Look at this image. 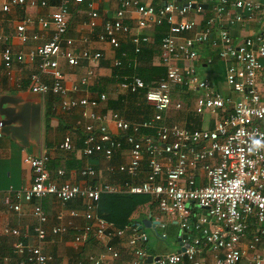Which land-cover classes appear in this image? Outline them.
Wrapping results in <instances>:
<instances>
[{
    "label": "built area",
    "instance_id": "2783aa9c",
    "mask_svg": "<svg viewBox=\"0 0 264 264\" xmlns=\"http://www.w3.org/2000/svg\"><path fill=\"white\" fill-rule=\"evenodd\" d=\"M115 1L118 7L113 17L100 25L97 0H0V79L3 75L12 79L14 65L30 63L35 71L28 75V90L40 96H56L54 108L62 113L78 111L75 126L82 132L80 151L84 157L98 156L111 162L119 153L127 155V162L116 167L124 180L121 184H109L92 183L98 172L90 166L79 171L82 179L79 183L62 180L63 170L56 172L60 181H55L47 169L50 160L47 153L37 157L25 153L22 163L30 167L32 182L25 189L9 188L2 205L19 214L22 202L31 204L34 242L27 241L20 230L4 227L2 236L13 238L14 242L5 250L0 240V264H51L52 256L44 251V245L53 243L55 237L68 235L70 230H79L71 241L75 249L92 238L108 255L89 256L75 264H118L122 251L120 244L113 243L115 240L125 243L127 258L121 264H148L145 262L150 256L146 249L148 237L135 222L119 229L96 216L95 203L102 194L150 196L164 218L158 222L163 239L169 222L176 223L180 248L184 251L158 256L150 264H241L244 259L249 264H264V250H260L264 243V65L261 63L264 28L238 45L233 43L229 31L237 23L264 17L263 5L258 0H205L212 16L205 28L197 32L198 24L183 18L190 12L197 15L206 12L198 2L170 0L154 8L140 0ZM17 9L23 14L15 24L14 36L21 45L29 41L28 28L32 25L50 31L46 38L38 34L31 36L38 43L27 51L13 49L11 38L4 32L3 22ZM28 9L51 11L32 18L27 15ZM129 9L138 15L139 30L148 25L168 26L159 43L165 76L151 86H146L138 76L124 77L114 88L116 95H142L152 108V117L138 123L127 121L118 112L100 110L101 104H107L106 93L79 96L82 88L88 87L96 77L91 69L68 89L59 64L62 60L68 67L78 68L82 63L102 60L103 53L91 48L99 43L108 45L115 53L112 68L122 67L127 56L122 53L117 57L116 53L121 48L120 37L126 38L131 33L126 24ZM231 11L234 13L230 14ZM70 12L85 16L81 27L85 33L77 39L68 35ZM222 16L226 17V24L217 35L218 58L227 62L225 83L236 99L198 77L194 68L199 59L195 48L209 42L213 46L218 44L212 40L213 19ZM148 42L146 36L132 35L134 54H139ZM127 61L134 64L135 58ZM13 83L21 88V82ZM176 90L200 93L194 99L192 112L210 113L212 128L186 129L167 123L169 112L183 110L181 102L173 101ZM142 91L145 92L141 94ZM108 122L113 124L115 134L108 130ZM142 130L154 134L144 135ZM57 149L70 153L76 146L71 136L66 135ZM143 162L147 172L141 180ZM112 170L110 167L109 171ZM47 197L63 209L76 202L81 204V209L61 210L50 224L41 204ZM143 208L149 209L148 205ZM195 209H202L205 214L198 215ZM79 219L84 221L81 227L76 225ZM183 234L186 238H182ZM205 249L211 252L210 258L203 256Z\"/></svg>",
    "mask_w": 264,
    "mask_h": 264
},
{
    "label": "crops",
    "instance_id": "0c3cea01",
    "mask_svg": "<svg viewBox=\"0 0 264 264\" xmlns=\"http://www.w3.org/2000/svg\"><path fill=\"white\" fill-rule=\"evenodd\" d=\"M170 0H140L142 4L150 5L154 8H158ZM187 1V0H186ZM193 2H198L201 5H206L205 13L200 15L195 14L194 12H190L186 15L183 20H193L198 24L197 32L201 31L205 28L206 18L208 16H212L209 11V6L205 0H192ZM264 7V0H258ZM50 4L53 5L54 1H50ZM96 6L99 12V21L98 24H103L105 21L110 20L114 12L118 7V3L115 0H97ZM84 7H81V11L83 13ZM51 10H42V9H28L27 15L35 18L42 14H48ZM85 13V10H84ZM234 13L233 11L230 14ZM23 12L19 9L13 10L11 14H9L5 21L3 22L4 32L9 35L11 38V46L13 49L23 51H27L33 46H35L38 42L33 41L31 36L38 34L42 35L45 38L48 37V33L50 31H41L37 25H32L28 28V35L30 36L29 41L25 45H21L18 40L14 36L15 24L22 17ZM73 15V12H70V16ZM84 15V14H83ZM126 24L131 28V33L126 36V38L120 37L121 47L122 45H126V49L131 51L133 48L131 45V37L134 34H139L141 36H146L149 39V42L144 46L153 48V55L151 56L152 63L155 67H162L159 59V42L164 34L167 31H160L159 26H151L144 30H139L136 27V20L138 18L137 13L133 9H129L126 13ZM226 17L222 16L220 19H213V27H212V40L217 41L218 44L213 46L210 42L204 45H198L195 49L198 53V61L194 64V68L196 73H200V78L208 80L214 88L221 92L224 95H230L234 99L237 96L230 91L228 86L225 83V69L227 62L222 61L218 58V52L220 50L219 41L217 38L218 31L220 27L226 24ZM76 22V21H75ZM71 21L69 19V32L68 35H71L72 26ZM82 25L77 24L73 30V33H76V38L78 35L84 34ZM158 28V29H157ZM264 28V17L259 16L254 21H244L242 23H237L229 28L230 34L232 36V41L235 45L240 44L245 39L252 38L257 35ZM157 36H161L160 40H156ZM94 38V37H93ZM81 45L77 44V47L80 48ZM142 47V48H143ZM96 50L99 49L103 53L102 60L98 62L91 63H82L79 68H71L67 66V64H62V72L64 74V84L70 89L74 84H76L81 77H83L88 69H91L95 74V79H92L89 82V86L82 88V91L79 96L86 95L88 97H94L98 93H106L107 94V104H101L100 110L103 111H112L118 112L124 119L130 122H142L152 117L153 110L147 105L144 101L142 95H134V94H118L116 95L114 92L115 86L113 88L110 87L113 83L110 78L112 75V66L111 62L115 53L110 49V47L106 44L94 43L91 47ZM142 51V49H141ZM147 51V50H146ZM145 51V54L148 52ZM129 54H126V56ZM136 58V57H135ZM208 61H210L208 63ZM261 63L264 65V59H261ZM60 64V62H59ZM184 66V65H182ZM35 71V67L30 65V63L26 62L24 65H14L12 69V79H8L5 75H3L0 79V109L6 110L11 107L15 108L16 111H20L23 108L34 107L36 105H40L41 112V120H40V128L38 133H28L26 135V144L27 146H22V143L11 137L10 135H2L0 137V240L4 242L5 250L9 249L10 244L14 242L13 238H4L1 234V231L4 227L9 226L11 228H16L20 230L22 235H26V240L29 242H34L32 236V227L34 225V220L31 215L32 206L31 204H27L25 202L21 203V212L19 214L14 213L12 211H8L2 205L3 198L7 195V191L9 188L14 190L25 189L30 186L32 182V173L29 166L22 163V158L25 153L31 154L34 157L39 156L41 153L45 152L50 157L49 162L47 163V169L50 172L52 178L56 179V172L59 170H63L65 172V176L62 180L70 181L73 183H79L82 179L79 176V171L86 166H90L98 172V176L96 179H93L92 183H109V184H121L124 180L123 175H119L116 171V167L119 164L127 162V155L125 153H119L114 156L111 162H106L104 159L98 156H93L95 158L90 159L89 157H84L81 154L80 148H78V142L81 139V136L78 134L79 131L76 129L75 123L78 120L79 113L78 111H70L68 113L60 112L56 107L54 108L57 101L52 102L53 104L51 108L53 109V116L49 120V129L46 131V126L44 124V112L46 108L49 106V101L51 100V95L40 96L31 93L28 90V75ZM13 81L21 82V88L18 89L14 86ZM264 84V77L262 78ZM97 87H103V90L99 92L95 90ZM200 93L194 92L189 93L187 90H176L174 92L173 97L178 99H183L186 107L191 104V108L183 112H175L171 111L167 115V123L169 124H177L180 127L186 129H210L213 127V117L210 113L206 112L204 114L196 115L192 112V105L195 97L199 96ZM78 96V95H77ZM5 97L15 98L18 102L12 104L10 100H5ZM124 97L123 108L120 111L111 110L108 107V102L117 101L119 98ZM174 99V98H173ZM57 100V99H56ZM2 103V106H1ZM172 114V115H171ZM108 130L115 134L116 130L112 123L108 122L107 124ZM81 130V129H80ZM66 135H70L74 145L76 146V150L70 153H65L57 149L58 145L62 142L63 138ZM149 135V134H144ZM62 164V166H61ZM79 164V165H77ZM79 167V168H78ZM112 168V171H109V168ZM69 168V169H68ZM142 174L140 175V179L143 180L144 173L147 172L146 163H142ZM60 181V180H58ZM42 207L46 215L50 219V224L54 223V217L61 211L65 209L74 208L77 210L81 209V204L71 203L66 205L65 209H63L59 204H57L53 198L47 197L41 201ZM144 210V208L138 209L132 216L133 222L137 225L146 220L148 217L153 219L155 222H159V220H164L157 209L152 212H144L148 211ZM195 213L198 215L205 214V211L202 209H195ZM67 221V218H65ZM76 225L81 227L84 223L83 219H79L76 221ZM175 222H169L166 226V230H168L169 234L175 235L178 230ZM79 230H70L68 235L62 237H53V243H49L44 245L43 249L46 253L52 256L51 264H75L78 261H86V259H79L78 255L82 251L83 245L78 249L72 244V239ZM177 235V234H176ZM97 242V241H96ZM177 242V250L180 248V243L178 238L176 237ZM114 244H120L119 248L121 252V260L120 262H126V250L124 241L115 240ZM99 248L104 247L96 243ZM264 245V243H262ZM69 246L71 250L64 252V248ZM149 248L146 244V249ZM264 250V246L261 248ZM171 252L173 254L175 252ZM148 252V251H147ZM106 253H101V255H106ZM150 256H155L153 253H148ZM211 252L205 249L203 251V256L210 258ZM108 257V255H106ZM58 261H57V260ZM117 262L118 264H121ZM185 264V263H183ZM241 264H249L248 259H244Z\"/></svg>",
    "mask_w": 264,
    "mask_h": 264
},
{
    "label": "trees",
    "instance_id": "16d2710c",
    "mask_svg": "<svg viewBox=\"0 0 264 264\" xmlns=\"http://www.w3.org/2000/svg\"><path fill=\"white\" fill-rule=\"evenodd\" d=\"M210 10V7H209ZM211 16L206 18V21L210 20ZM159 28L160 31H167L168 26L166 24H162ZM157 28V29H158ZM165 30V31H164ZM161 36H157L156 40H160ZM160 43V42H159ZM148 52H147V51ZM145 51L147 52L145 54ZM153 48L150 46H144L142 51L135 55L133 48L131 51L126 49V45H122L119 51H117L116 56L121 57L122 53L129 54L126 57V61H123V65L120 68H113L112 75H111V82L119 83L122 81L124 77H133L138 76L142 79V81L146 84V86H151L153 82L156 80L163 78L165 76V68L162 67H155L152 63L151 56L153 55ZM136 57V58H135ZM135 58V63L129 64L127 60H132ZM95 90L101 92L103 87H97ZM145 91H142L143 94ZM51 100L49 101V106L46 108L44 112V124L46 126V131L49 129V120L53 116V109L51 108L50 104L52 102L57 101L56 96L52 94ZM124 97L119 98L117 101H110L108 102V107L114 111H120L123 108ZM79 131V135L81 136L82 132L80 128H76ZM143 134L153 135L154 132L151 130H142ZM82 147V137L78 142V148ZM93 159L95 157H89ZM79 165V164H77ZM62 166V164H61ZM79 168V167H78ZM69 169V168H68ZM95 169V168H94ZM148 205L149 211L152 212L155 210V205L150 196L148 195H133V194H102L99 200L95 203V214L98 218L103 219L107 223L112 224L116 228H123L129 225L132 220L133 214L140 208ZM166 234V238L168 237L167 230H164ZM252 230H250L251 232ZM178 234V232L176 233ZM73 237V236H72ZM177 237V235H176ZM164 238V239H166ZM178 238V237H177ZM97 242L90 238L86 240L83 244L82 251L78 255L79 259H86L89 256L98 257L101 253H106V249L99 248L96 244ZM148 253L152 252L147 248Z\"/></svg>",
    "mask_w": 264,
    "mask_h": 264
},
{
    "label": "water",
    "instance_id": "95a60500",
    "mask_svg": "<svg viewBox=\"0 0 264 264\" xmlns=\"http://www.w3.org/2000/svg\"><path fill=\"white\" fill-rule=\"evenodd\" d=\"M206 9V5H202ZM194 8V5H192ZM5 100H10V102H18L15 98L5 97ZM2 106V103H1ZM41 112L40 105L34 107L23 108L20 111H16L15 108L11 107L6 110L0 109V135H10L11 137L19 140L22 146L26 147V135L28 133L36 132L38 133L40 128ZM159 225L153 219L148 217L146 220L141 221L138 224V228L143 230L144 228ZM182 238H186V234L182 235ZM184 248H179L177 253L183 252ZM159 257L149 256L146 259V263L150 264L153 261L158 260Z\"/></svg>",
    "mask_w": 264,
    "mask_h": 264
},
{
    "label": "rangeland",
    "instance_id": "374dc122",
    "mask_svg": "<svg viewBox=\"0 0 264 264\" xmlns=\"http://www.w3.org/2000/svg\"><path fill=\"white\" fill-rule=\"evenodd\" d=\"M69 19L71 21L70 24L72 26L71 36H76L75 35L76 33H73V30L77 24H79V25L83 24V22L85 21V16L82 13L73 12V15H71ZM62 64H65V63L62 60H60V69H62V67H61ZM197 75L199 77L200 73L198 74V72H197ZM114 86H115V83L110 85L111 88H113ZM173 98H174L173 99L174 102L178 101V102H181L183 104V112L186 110H189L191 108V104H189L186 107L185 103L183 102V99H178L175 97H173ZM175 230H178V228H176ZM143 231L146 233V235L148 237L147 245L149 247V250L155 256H163V255L170 254L171 252H174L177 250V248H176V246H177L176 234L175 235L169 234V232L167 230L168 237L166 239L161 238V233L163 232V230L161 229V227L159 225H154V226L144 228ZM263 246L264 245L260 246V250H262V251H263V249H261V248ZM69 250H71V248L69 246L64 248V252H66V251L69 252ZM59 263H57V264H59Z\"/></svg>",
    "mask_w": 264,
    "mask_h": 264
},
{
    "label": "clouds",
    "instance_id": "9594fccd",
    "mask_svg": "<svg viewBox=\"0 0 264 264\" xmlns=\"http://www.w3.org/2000/svg\"><path fill=\"white\" fill-rule=\"evenodd\" d=\"M258 143V142H257Z\"/></svg>",
    "mask_w": 264,
    "mask_h": 264
}]
</instances>
